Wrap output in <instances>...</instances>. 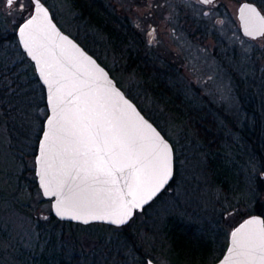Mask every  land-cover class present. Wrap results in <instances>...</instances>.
Here are the masks:
<instances>
[{
	"label": "rangeland",
	"instance_id": "rangeland-1",
	"mask_svg": "<svg viewBox=\"0 0 264 264\" xmlns=\"http://www.w3.org/2000/svg\"><path fill=\"white\" fill-rule=\"evenodd\" d=\"M43 1L62 29L86 44L172 141L176 177L164 193L135 215L127 232L107 224H54L51 199L45 198L39 187L30 189L20 176H36V154L23 155L21 159L15 154L17 151L11 147L15 110L4 103L9 109V117L5 118L0 103V264H148L147 258L158 264L212 263L225 251L233 227L254 212L255 201L264 202V195L254 194V185L257 191V178L264 169L257 159L252 160L253 154L248 150H252V145L246 148L239 143L234 130L236 124L251 126L254 116L243 109V93L233 74L235 66L246 62L264 65V35L253 39L241 32L237 12L244 0H217L208 7L191 0L182 1L193 16L191 40L177 20H166L168 13L178 10L177 3L102 0L109 14L112 5L118 15L132 18L142 31L155 26L156 36L148 32L147 37L151 42L160 40L156 48L169 59L152 61L160 71L147 77L143 75L147 72L143 71L145 66L129 68L123 52L118 55L110 52L112 44L107 32L91 25L71 0ZM32 10V0H15L10 6L7 0H0V28L16 32ZM202 29L213 33L201 38ZM2 41L0 76L11 72V83L19 69L29 76L37 75L18 37ZM34 105L27 116L38 114L43 119L40 123L43 130L47 105L40 100ZM205 117L216 123L206 140L198 136L195 125L202 124ZM212 142L223 147L224 156L215 153L223 160L219 162L222 166H217L218 175L223 170L231 177L235 175L228 164L241 176L244 173L239 196L232 193L237 181L229 183L232 190L229 195L213 178L215 167L213 171L210 157L215 154L209 147ZM238 144L244 158L241 171L234 166L239 164L235 152ZM176 226L181 228L182 235L173 233ZM193 249L200 254L192 255Z\"/></svg>",
	"mask_w": 264,
	"mask_h": 264
},
{
	"label": "snow or ice",
	"instance_id": "snow-or-ice-1",
	"mask_svg": "<svg viewBox=\"0 0 264 264\" xmlns=\"http://www.w3.org/2000/svg\"><path fill=\"white\" fill-rule=\"evenodd\" d=\"M13 2L7 0L9 6ZM203 3H211V0H203ZM35 4L36 12H42L43 19L54 29L47 9L39 0H35ZM260 20L264 21V17ZM36 21L37 16H33L20 27L19 33L29 54L40 62L35 50ZM248 34L253 35V32ZM61 39L67 40L66 37ZM49 52L59 64L55 52ZM84 59L94 65L90 58ZM52 67L47 60L41 64V75L49 82L50 90L53 87L50 78L54 77ZM60 67L63 72L61 79L55 81L52 97L55 116L48 120L49 130L41 145L40 179L44 193L63 196L56 206L61 217L71 216L85 223L109 220L117 225L124 224L134 208H140L167 183L171 176L170 149L118 91L104 92L105 97L116 98L109 111L98 98H90L83 92L85 82L76 79L63 65ZM98 71L100 77L106 75L102 69ZM66 88L70 89L67 96L81 93L84 97L82 107L75 110L64 107L65 95L62 93ZM120 101L124 108L117 109L115 105ZM117 111L119 115H116ZM133 116L136 122L132 120ZM145 127L153 133L151 137L143 132ZM121 179L123 187H120ZM232 244L229 264H264V219L248 220L232 233Z\"/></svg>",
	"mask_w": 264,
	"mask_h": 264
},
{
	"label": "trees",
	"instance_id": "trees-1",
	"mask_svg": "<svg viewBox=\"0 0 264 264\" xmlns=\"http://www.w3.org/2000/svg\"><path fill=\"white\" fill-rule=\"evenodd\" d=\"M71 1L73 2V5L79 10L80 14L83 17H86V19H88L91 25H97L101 30L107 32V34L108 33L111 34L114 30H116V32L119 34V38L121 37L123 38L122 34H120L123 33L124 30L123 26H117L113 29L112 26L113 19L109 14L107 6L104 5V2L102 0H71ZM251 1L258 3L259 6L264 10V2L262 0H251ZM13 36L16 39L17 34L15 31L13 32L9 30L3 31V28H0L1 45L3 43L2 40H11ZM19 50L21 51L20 48ZM127 61H129L128 64L129 68L131 67L143 68L145 66L146 68L143 69V71L144 70L147 71L143 73L145 77L155 75L156 70L160 71L158 68H156L155 65L152 64L151 61H145L136 58L135 59L129 58L127 59ZM9 74H11V72H8V74L4 76L5 78L0 76L1 79L0 103L2 104V109L5 111L3 112V116L5 118L9 117L8 114L9 109L6 107V105L7 106L11 105L10 107L15 110V123L14 122L11 123V125L15 127V131H14L15 136L12 138L13 142L11 143L12 144L11 147L12 149H15V151H17V153L15 154L18 156L19 159H21L23 155L36 154L37 146H38L37 142L42 133V126L40 123H42L43 119L40 118L38 114H33L30 115L29 117L27 116V113L30 112V108H32V106L39 100L43 104H46V94H45L44 86L41 84L37 75L29 76L27 71L19 69V71L16 72L15 74L14 80H12V82L10 83L9 77H11V75ZM233 74L237 80L238 89H240L241 94L243 93L242 95L243 109L250 113L253 112L254 115L252 120L253 124L251 126L250 125L248 126V124L246 125L236 124L234 130L235 132L238 133L239 143H243L246 148H248L249 145H252V150L250 148L248 149L250 150L251 154H253L251 158L254 161L257 159L260 168L264 169V65L259 66L257 62L254 63L246 62L241 66H239V64H236ZM6 80H8L7 83L5 82ZM256 93H258L257 98L255 97ZM34 95L35 98L33 99ZM31 116L33 118H31ZM17 122H21V124L18 125ZM195 125L198 130V136H201L206 140V138L209 137L210 133L211 134L213 133V129L216 123L215 121L210 120V118L208 120V118L205 117L202 121V124L197 122ZM208 125L211 129V132L207 127ZM27 126L31 128H28ZM214 144H215L214 142L210 143L209 147L211 152L214 154L217 152L223 155L222 152L223 147L221 146V144L219 143L216 145ZM235 152L237 153L236 162H239V164L234 163L235 164L234 166L238 170L240 169L241 171L242 170L241 167L244 164V158L242 155L243 151L242 152L240 151L239 144L237 145V149ZM211 156H212L210 157L211 169L213 171L215 169L214 172L212 171L213 178H215V180L220 184L223 190H225L227 194L229 193V195H231L230 192L232 191L229 190V183L232 182V180L237 181L238 186L237 188L234 189L232 193H235L236 195L239 196L240 185L241 183H243L242 176L244 173L241 176V173H238L239 171L237 172L234 171L235 168H232V166L228 164V169H232L235 175L231 177L230 173L227 171L224 172V170L221 172V175H218L217 166L220 165L219 162H223V160L218 159L216 154L214 156L213 155ZM213 167L215 168L213 169ZM20 176L21 179L22 178L26 179V182L28 183L30 189L39 187L36 180V176H32V177L30 176L28 178H26L24 174H20ZM257 180L259 187L256 191L257 187L254 185V194H256L257 192V194L260 195V197H262L264 195L263 194L264 177L260 175L257 178ZM261 200L255 201L256 203H254L255 205H254L253 213L258 212L264 215V204H262L264 202H261ZM51 219H52L51 221L54 224H57L58 222H63L64 224H68V225L72 224L71 222L60 221L54 215H51ZM131 222L125 226H122V229L125 232L129 231V229L131 228L132 226ZM96 224H101V223H96ZM180 229L181 228L179 226H176L172 230L173 233L175 234L179 233L182 235ZM190 253L194 256L200 254L198 249H193L190 251ZM63 263H65V261Z\"/></svg>",
	"mask_w": 264,
	"mask_h": 264
},
{
	"label": "water",
	"instance_id": "water-1",
	"mask_svg": "<svg viewBox=\"0 0 264 264\" xmlns=\"http://www.w3.org/2000/svg\"><path fill=\"white\" fill-rule=\"evenodd\" d=\"M32 2H33L32 12L19 24L16 33L22 50L33 61L38 78L42 83V85L44 86L46 93V105L48 108V115L44 120V128L39 138L37 152L35 155V161H36L35 175L37 178L38 186L41 189L44 197L51 199L52 213L56 218H58L61 221L80 223L84 225H88L91 223H104L116 227L125 226L135 217L137 212L143 211L145 207L151 204L163 191L167 189V187L172 182L175 175V151H174L173 143L162 132V130L157 126V124L141 110L139 105L129 95H127L124 89L117 83L116 79L111 75L109 69L104 64H102L95 55L89 52L78 40H76L73 36H71L69 33L64 31L60 27V25L54 19L52 15V11L49 8V6L43 0H39L40 5H42L43 8L47 9L48 18L50 20L51 25L55 26L54 29L51 28L48 25V22L43 19L42 12L41 13L36 12L35 0H32ZM253 9L255 10V12L252 11ZM33 16H37L35 27H37L38 30L35 32V36H36L35 50L38 56H40V62H38V60L36 59H33L32 55L29 54L28 49L24 47L23 40L19 33L20 27L23 26ZM237 16L240 23L241 31L244 34V36L257 39L264 35V27H262V25H264V21L260 20V17H264V10L259 6L258 3L251 0L242 1L238 6ZM249 31H252L253 35H249L248 34ZM61 37H66L67 40H62ZM77 49L79 51H77ZM49 50L55 52V57L59 60V64L55 62ZM80 53H83V56H81ZM84 57L90 58V61L94 62V65L92 63H89L88 60H85ZM44 60H47L50 64L53 65L51 71L54 73V77L50 78V82L53 84L51 90L49 87V82H46L45 77L41 75V64L43 63ZM60 65H63L64 68H67L69 70V73L74 74L76 79L85 82L86 86L83 87V92L88 93L90 98L93 97L98 98L99 103L104 104L109 111H111L113 107L112 100H115L116 98L112 97L111 99H109L108 97L104 96V92L106 90L111 91L112 89L118 91L122 95L123 100L128 101V103L135 109V112L139 114V117H142L143 121H146L148 125H151V128L155 130V133L159 134V137L162 138L163 142L166 143L170 149L171 176L168 179L167 183L150 200H148L146 203H143L140 208H134L131 217L124 224L117 225L109 220H89L87 223H85L82 220L73 219L71 216L61 217L56 212V206H57V201L63 199V196L60 195L59 193L57 195H52V196L45 195L44 193V188L41 184V179H40L41 145L45 143L44 135L49 130L48 120L53 119L55 116L53 110L54 102L52 97L56 88L55 81L61 79L60 73L63 72V69L60 67ZM99 69H102L103 73L106 74L104 77H100L98 71ZM98 77L99 79H97ZM61 82L67 83V81H63V80H61ZM108 82H110V85ZM69 90L70 89L66 88L64 89V93H62L63 95H65L64 107H66L69 110H75L78 107H82L83 106L82 101L84 97L81 95V93L76 92L75 95L73 96H67L66 93ZM68 101H71V103H68ZM115 107L117 109H120V108H124V105L122 101H120L116 103ZM58 110L59 109H57V111ZM119 114H120L119 111H117L116 115ZM132 120L136 122V118L134 116L132 117ZM142 130L149 137L153 135V133L150 132L146 127L143 128ZM262 176L264 177V172L262 173ZM123 186H124V181L123 179H121L120 187ZM95 187H103V185H95ZM65 192H67V189H65ZM126 199H131V198L126 197ZM253 218L264 219V215L258 212L252 213L246 216L245 218H243L236 226H234L229 234L228 245L224 253L221 255L219 259L209 264H229L230 261L229 250L233 247L232 233L235 232L238 228H241V226L245 225L248 220ZM147 262L148 264H158L155 260L151 258H147ZM171 264H175V263H171Z\"/></svg>",
	"mask_w": 264,
	"mask_h": 264
},
{
	"label": "flooded vegetation",
	"instance_id": "flooded-vegetation-1",
	"mask_svg": "<svg viewBox=\"0 0 264 264\" xmlns=\"http://www.w3.org/2000/svg\"><path fill=\"white\" fill-rule=\"evenodd\" d=\"M182 1L186 2L187 0H161V4L162 5L168 4V3H177L178 4L177 7H175L178 10H175L172 7L173 11H171V13H168L165 16L166 20L168 22H171L172 19L175 21L177 20V22L180 23L181 28L183 29L184 33L186 32L187 37L189 38V40H191L194 37V31L191 29L193 16H192V13H190L187 9H185V7L181 4V3H183ZM191 1L198 4V5L207 6V7L211 6L212 4L217 2V0H214V1H211V3L206 4V3H203L202 0H191ZM109 9H110V15L113 19V22H112L113 23L112 24L113 29L117 26H123V28H124L123 33H120V34H122L124 39L122 37L119 38V34L116 32V30H114L111 34L110 33L107 34L108 39H109V41H111V44H112V47H110V52H112L113 55H118V54H121L123 52L124 55L126 56V59H129V58L135 59L136 58V59L151 61V62L157 61V60L169 59L167 57V55L163 54L162 52H160L156 48L157 44L160 43L161 41L158 40L156 42H151L147 37L148 32H151L153 36H156L155 26L150 28V30L145 29L142 31V29L138 28V25L136 23H134L132 18L122 17V16L118 15L115 8L112 7V5L109 6ZM172 32L175 33L174 30H172ZM67 33L70 34V32H67ZM212 33L213 32L210 29L209 30L202 29L201 33H200L201 34L200 37L204 38L206 36H209V34L211 35ZM70 35L73 36L76 40H78L85 48L87 47V46H85L86 44L82 40L77 38V36H74L72 34H70ZM216 37H217V35H216ZM217 39L219 40L218 37H217ZM121 40H122V42H121ZM220 45H223V43L220 42ZM86 49L89 52L93 53L92 51L89 50L88 47ZM174 151H175V149H174ZM175 177H176V153H175V175H174L173 181H174Z\"/></svg>",
	"mask_w": 264,
	"mask_h": 264
}]
</instances>
